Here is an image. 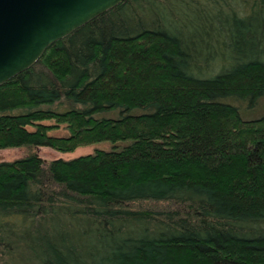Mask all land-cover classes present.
<instances>
[{
    "label": "trees",
    "instance_id": "1",
    "mask_svg": "<svg viewBox=\"0 0 264 264\" xmlns=\"http://www.w3.org/2000/svg\"><path fill=\"white\" fill-rule=\"evenodd\" d=\"M15 146L0 264H264V0H123L0 84Z\"/></svg>",
    "mask_w": 264,
    "mask_h": 264
},
{
    "label": "water",
    "instance_id": "2",
    "mask_svg": "<svg viewBox=\"0 0 264 264\" xmlns=\"http://www.w3.org/2000/svg\"><path fill=\"white\" fill-rule=\"evenodd\" d=\"M123 0H0V84L54 42Z\"/></svg>",
    "mask_w": 264,
    "mask_h": 264
},
{
    "label": "rangeland",
    "instance_id": "3",
    "mask_svg": "<svg viewBox=\"0 0 264 264\" xmlns=\"http://www.w3.org/2000/svg\"><path fill=\"white\" fill-rule=\"evenodd\" d=\"M62 131H55V133H61ZM110 142L107 140L95 142L89 145L78 146L73 151H60L49 146H39L38 152L45 159H51L55 157L69 158L79 154H84L92 151L95 147L108 148ZM26 148L22 146L0 148V160H12L14 158L23 156L26 153Z\"/></svg>",
    "mask_w": 264,
    "mask_h": 264
}]
</instances>
